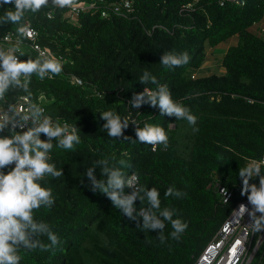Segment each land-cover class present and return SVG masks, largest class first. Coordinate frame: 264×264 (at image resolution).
<instances>
[{
	"label": "trees",
	"instance_id": "16d2710c",
	"mask_svg": "<svg viewBox=\"0 0 264 264\" xmlns=\"http://www.w3.org/2000/svg\"><path fill=\"white\" fill-rule=\"evenodd\" d=\"M87 1L95 6L83 10L76 21L70 20L66 8L55 9L49 18L51 5L24 17L25 24L38 30V42L65 62L60 75L44 80L34 75L30 95L12 92L7 102L21 94L42 101L58 123L76 127L81 142L74 150L54 146L49 162L63 175L46 177L42 186L51 188L55 204L34 213L58 234L60 246L54 252L21 249L20 264H194L235 203L247 198L241 195L239 169L249 158L264 154V38L249 30L264 19V0H246L244 6L199 0L189 9L185 5L192 0H131L132 9L109 11L108 16L102 11L121 0ZM11 7L0 8V16ZM16 27L0 26V38L18 36ZM234 35L239 42L223 56L225 71L193 77L207 60L206 49ZM184 51L192 57L189 64L171 69L160 64L164 52ZM23 53L21 60L37 57L29 47ZM146 70L198 118L199 130L193 131L187 156L179 151L182 131L192 128L187 121L162 117L158 107L147 104L139 109L129 106L134 93L145 87L155 90V85L140 83ZM73 75L83 84L74 83ZM104 111L134 120L140 127L145 123L163 127L169 137L167 148L159 145L153 151L137 141V126L132 123L124 130L128 139L108 137L100 117ZM41 139L46 137L42 134ZM101 158L125 159L130 165L123 169L126 176L135 174L140 185L160 191L161 206L174 208V218L188 224L179 240L171 238L167 224L162 244L156 231H142L106 195L91 190L85 173ZM95 175L103 178L99 167ZM216 176L235 189L232 202L224 203L209 186ZM258 181L257 177L250 183ZM170 186L187 195L165 198ZM135 204L140 207L139 200ZM41 239L48 243L46 237ZM90 239L92 246L87 248ZM260 254L252 264L259 263Z\"/></svg>",
	"mask_w": 264,
	"mask_h": 264
},
{
	"label": "clouds",
	"instance_id": "9594fccd",
	"mask_svg": "<svg viewBox=\"0 0 264 264\" xmlns=\"http://www.w3.org/2000/svg\"><path fill=\"white\" fill-rule=\"evenodd\" d=\"M76 3L77 0H0V8L13 5L0 16V26L16 25L17 35L27 37L32 35V29L23 22L26 14L38 13L49 5L64 9L74 7ZM17 53L16 46H0V102L6 105L0 108V264H20L21 249L54 252L60 246L58 234L48 223L37 220L34 213L42 207L47 209L55 204L51 188L42 186L46 177L56 179L63 175L62 169H57L54 163L49 162L54 146L74 150L81 142L75 126L70 128L67 124L54 122L45 115L44 108L39 104L31 102L25 109L7 102L12 92L22 91L30 95V83L34 75L44 80L60 75L63 71L61 61L44 52H40L35 59L27 60L20 59L24 57L23 52ZM191 59L187 51L164 52L160 64L171 69L187 65ZM140 83L155 85V90L145 87L142 92L134 93L129 101L131 109H139L146 104L158 107L162 117L166 115L185 120L194 132L199 130L196 127L197 116L173 99L168 85L161 84L147 70L140 76ZM100 117L105 121L103 129L112 139H128L124 136V130L132 123L137 126L135 135L140 143L152 146L153 151L159 145L168 146L169 137L161 126L145 123L140 127L136 121L130 122L127 117L122 118L113 111H104ZM42 134L46 139H41ZM97 167L103 177L99 180L95 175ZM128 167L130 165L125 159L116 161L115 158H101L87 168L85 175L93 192L99 191L106 195L113 207L128 219L136 221L142 231H156L157 238L163 244L167 240L164 230L170 224L172 231L169 235L179 240L188 224L180 218H174V208L161 206V193L157 188L140 185L135 174L126 176L123 169ZM6 168L10 170L5 172ZM238 175L242 180L241 195L247 196L251 208L241 204L238 210H234V219L240 221L247 214L250 219L247 227L251 234H260L264 232V159L250 160L239 169ZM257 177L258 185L250 183ZM126 189L131 191L126 193ZM186 195V192L177 190L175 186L168 187L164 192L165 198L179 199ZM137 200L140 202L139 208L135 204ZM41 237H46L48 243H44ZM239 255L242 252L237 255V259Z\"/></svg>",
	"mask_w": 264,
	"mask_h": 264
},
{
	"label": "built area",
	"instance_id": "2783aa9c",
	"mask_svg": "<svg viewBox=\"0 0 264 264\" xmlns=\"http://www.w3.org/2000/svg\"><path fill=\"white\" fill-rule=\"evenodd\" d=\"M199 0H192L188 4L185 5V8L189 9L193 5H195ZM221 5H224L228 2L237 4L241 6V0H218ZM132 1L131 0H121L118 3L112 4L110 8H105L102 11L103 16H108L110 14L109 11L119 13L122 9L130 10L132 9ZM246 5V0H243V6ZM95 6L92 1H81L77 0V3L74 7L66 8L67 15L71 21H76L83 10L92 9ZM57 9L55 7L49 8L47 11V16L49 18L54 17V10ZM32 29V35L27 36V41H24L19 36H12L10 34L5 35L0 38V46L5 48L16 46L18 48V53L23 52L25 47H29L31 52H35L38 56L40 52H44L49 57L57 58L61 61V63L65 62L62 56L54 55L51 50L47 47H43L38 42V30L27 23ZM21 59V57H20ZM72 81L77 84H83L81 78L76 75L72 76ZM31 102H35L42 106L45 110V115L49 116L54 122H58L53 118V116L47 113L46 105L43 104L42 101L36 100L27 94H21L17 98V100L13 101L18 108H25ZM5 102H0V108H3ZM61 125L67 124L69 127H73L74 125L69 124L67 121H63L59 123ZM24 130H27L25 128ZM17 131H21L17 129ZM264 159V154L255 160ZM253 160V158H249V161ZM137 176V175H136ZM259 184V181L256 183ZM220 196L221 200L224 203H230L235 198V189L228 187L224 184L220 177L216 176L213 181L209 184ZM241 204L247 205L251 208V205L248 204L247 198L237 201L230 211L229 215L226 217L221 227L215 234V236L211 239V241L206 245L202 253L199 255L194 264H252L255 261V258L260 254L259 263L263 261L264 257V232L260 234H251L249 228L247 227L248 223H250V219L247 214L241 219L237 221L234 219V210H238ZM242 252V255H239L237 259V255Z\"/></svg>",
	"mask_w": 264,
	"mask_h": 264
},
{
	"label": "rangeland",
	"instance_id": "374dc122",
	"mask_svg": "<svg viewBox=\"0 0 264 264\" xmlns=\"http://www.w3.org/2000/svg\"><path fill=\"white\" fill-rule=\"evenodd\" d=\"M249 30L257 34L258 36L264 38V19L253 24L249 28ZM238 42H239V37L237 35H234L217 46L208 47L206 49L207 60L200 69L193 71L192 76L194 77L198 75H207L210 73L224 72L225 68L222 65L223 56L225 55L226 51L231 45H235ZM182 132L183 134L180 135L179 151L182 155L187 156L192 142L193 130L192 128L185 127V129ZM86 246L87 248H90L92 246V239H90V242L86 243Z\"/></svg>",
	"mask_w": 264,
	"mask_h": 264
}]
</instances>
